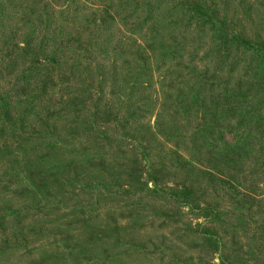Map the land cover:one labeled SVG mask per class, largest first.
Returning <instances> with one entry per match:
<instances>
[{
  "label": "rangeland",
  "instance_id": "1",
  "mask_svg": "<svg viewBox=\"0 0 264 264\" xmlns=\"http://www.w3.org/2000/svg\"><path fill=\"white\" fill-rule=\"evenodd\" d=\"M200 2L215 22H191L177 0H60L41 23L23 19L30 1L0 0L1 47L49 27L41 56L57 53L59 76L87 80L128 121L116 130L83 89L52 90L23 163L0 162V264H264V50L222 32L264 43V0ZM120 3L143 6L136 31ZM137 158L157 188L129 175Z\"/></svg>",
  "mask_w": 264,
  "mask_h": 264
},
{
  "label": "trees",
  "instance_id": "2",
  "mask_svg": "<svg viewBox=\"0 0 264 264\" xmlns=\"http://www.w3.org/2000/svg\"><path fill=\"white\" fill-rule=\"evenodd\" d=\"M31 3L28 7L23 8V19H29L36 17L42 23V12L46 9L51 10L48 15H51L52 21L55 18V9H57L60 0H47V4L43 3L44 0H28ZM66 1V0H65ZM187 11L194 15L190 18V21H196L199 24V20L213 21L214 17L218 15V11L207 3H202L200 0H177ZM121 17L120 20L129 28L134 27L135 31L139 27L137 21L142 19V7L139 3L131 12V5H124L120 3ZM69 4L65 9H61L59 14H65L68 12ZM153 11V10H152ZM136 12V13H135ZM137 15V16H136ZM111 17V16H110ZM137 20V21H136ZM62 21H68V18ZM56 22V21H55ZM59 22V21H57ZM206 23V22H204ZM225 20L222 21V24ZM138 25V27H137ZM51 26V25H50ZM49 29V27H47ZM38 30L39 32L28 31L25 37L22 38L23 42L17 40L18 32H13L11 36L3 35V47L0 46V162L4 159V163H8L14 169L19 163H23L24 159L21 157V149L24 145L33 139L40 138V119L42 116L36 118L38 109L42 105H47V98L52 95L54 88L72 89L71 92L76 93L83 89V94L95 97V103L92 105L94 110V117H101L100 123L113 126L116 130L123 129L126 132L128 127V121L125 120V111L123 107H119L116 111L115 108L107 104H101L102 98L96 97L99 92L95 88H87V80H65L62 73L60 76L57 74L58 65L61 66L62 57L57 53L49 56L42 57L41 55L48 51L49 47H46L48 43V29ZM225 30V31H224ZM224 32L223 43L228 44L229 40H243L244 45L254 50H264V43L260 42L255 45L251 39H244L239 35L238 31L230 32L226 28ZM133 31V32H135ZM131 32L133 35L134 33ZM232 35V37H230ZM45 44V46H43ZM261 44V45H260ZM21 61V62H20ZM29 65V66H28ZM23 66L22 71H17V68ZM7 72V73H5ZM44 99V101H43ZM87 98L75 97L72 101L74 104L83 105L86 107ZM86 110V109H85ZM86 118V117H85ZM87 119V118H86ZM88 121V120H87ZM44 122V121H43ZM84 124H87L86 122ZM98 124V122L92 123V125ZM83 136L90 134L92 130L89 128L81 129ZM105 135V134H104ZM118 135H120L118 131ZM106 137V135H105ZM145 158H148L145 156ZM133 167L129 169V175L133 177V180L138 184H146L151 179L156 181L154 184L157 188L160 181L157 176L153 175V171L148 170L149 180L143 181V167L144 163L138 158L133 162ZM2 168V166H1ZM211 174L214 175L212 172ZM219 175V172L218 174ZM3 180H0L2 183ZM156 192H160L156 190ZM166 194L164 191H162ZM118 197L122 196V193L117 192ZM181 197H176L177 204L183 206H189L190 196L189 192L184 191ZM167 195V194H166ZM246 195V194H244ZM134 195H128V198H132ZM173 196V195H172ZM0 242L6 241L5 237H8L7 227L5 220L0 215Z\"/></svg>",
  "mask_w": 264,
  "mask_h": 264
}]
</instances>
